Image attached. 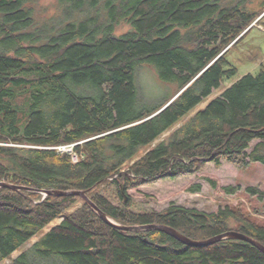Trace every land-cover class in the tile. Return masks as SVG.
<instances>
[{"label":"trees","instance_id":"trees-1","mask_svg":"<svg viewBox=\"0 0 264 264\" xmlns=\"http://www.w3.org/2000/svg\"><path fill=\"white\" fill-rule=\"evenodd\" d=\"M38 1L0 0V181L31 188L0 187V263L264 264V252L243 239L194 246L159 229L124 230L79 195L41 192L84 190L121 226L168 225L193 240L236 230L264 245V226L238 206L136 212L127 193L210 162L264 164V67L212 97L238 73L228 54L264 13V0L259 9H248L249 0H57L43 22ZM123 22L130 28L118 33ZM144 65L173 86L168 94L145 96ZM70 144L77 163L53 148ZM221 189L235 194L241 185Z\"/></svg>","mask_w":264,"mask_h":264},{"label":"rangeland","instance_id":"rangeland-1","mask_svg":"<svg viewBox=\"0 0 264 264\" xmlns=\"http://www.w3.org/2000/svg\"><path fill=\"white\" fill-rule=\"evenodd\" d=\"M230 1L238 2L240 0H222L223 5ZM57 0H39L35 5V14L40 22L44 18L56 13ZM245 6L248 9H259L260 0H249ZM254 27L231 49L228 54L230 61L237 67L238 73L228 79L224 78L222 87L216 89L212 97L220 95L224 86L230 85L233 81L239 79L247 72L257 73L264 67V13L258 17ZM128 23H121L118 26V33L129 30ZM138 82L141 90L147 98L157 100V97H163L172 90L173 86L166 84L158 77L154 67L144 65L138 74ZM25 100V95L20 101ZM207 100L200 104L198 108H203ZM257 141L251 143L248 151H252ZM212 178L217 182L215 187L207 180ZM200 184V191H191L190 187ZM241 185V189L235 194H225L222 192V186ZM258 187L264 193V164L259 161H252L247 166H240L237 163L223 161L220 165L213 162L206 164L201 171L196 174H186L176 179H160L156 182L143 184L139 188H133L127 191L131 196V209L136 212H145L151 210L162 211L170 204L175 203L186 207H194L211 212L227 204L238 206V209L250 218L264 226V196L249 192L247 187ZM105 194L114 202L118 199L112 190H106ZM264 195V194H263ZM82 204L79 202L72 206L69 211H75ZM61 220V219H60ZM57 221L45 228L32 240L27 242L22 249L16 251L12 258L17 257L21 252L28 250L33 244L53 226ZM13 259H5L0 264H11Z\"/></svg>","mask_w":264,"mask_h":264},{"label":"water","instance_id":"water-1","mask_svg":"<svg viewBox=\"0 0 264 264\" xmlns=\"http://www.w3.org/2000/svg\"><path fill=\"white\" fill-rule=\"evenodd\" d=\"M2 186H8L12 189L16 190H30L31 188L27 186H21V185H16V184H11L7 182L0 181V187ZM41 192L45 195L47 194H54L57 196H64V195H79L81 196L92 208H94L97 213L100 215V217L106 221L107 223L120 227L121 229L124 230H134V229H159L162 230L169 235L181 240L183 243L194 245V246H204V245H209L218 241H221L226 238H239L246 240L248 242H251L255 246H257L260 250L264 252V245L254 239L253 237L246 235L242 232L236 231V230H230L224 233H221L215 237L206 239V240H193L184 234H182L180 231H178L175 228H172L168 225H161V224H149V225H132V226H121L118 223H116L114 220H112L88 195L84 190H41ZM123 194L124 191H123ZM128 198L126 197V200Z\"/></svg>","mask_w":264,"mask_h":264},{"label":"built area","instance_id":"built-area-1","mask_svg":"<svg viewBox=\"0 0 264 264\" xmlns=\"http://www.w3.org/2000/svg\"><path fill=\"white\" fill-rule=\"evenodd\" d=\"M75 144H70V145H58L53 148L57 149L59 152H69L72 154V159L74 163H77L80 158L76 153H74L73 148Z\"/></svg>","mask_w":264,"mask_h":264}]
</instances>
